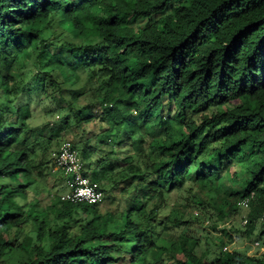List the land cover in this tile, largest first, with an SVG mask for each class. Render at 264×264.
I'll use <instances>...</instances> for the list:
<instances>
[{
	"label": "trees",
	"instance_id": "1",
	"mask_svg": "<svg viewBox=\"0 0 264 264\" xmlns=\"http://www.w3.org/2000/svg\"><path fill=\"white\" fill-rule=\"evenodd\" d=\"M131 16L148 22L135 28ZM11 50L33 60L17 77L0 74V263L22 246L29 225L33 239L21 264H143L150 253L154 264H264L263 256L235 250L209 260L184 241L156 242L159 228L199 243L192 225L203 230L206 220L215 230L254 192L237 231L264 245V0H0V60ZM62 50L70 54L69 69ZM81 74L86 80L74 89ZM36 79L46 98L57 94L64 103L65 127L74 135L94 122L96 142L90 151L86 140L81 148L85 175L100 183L105 200L115 192L132 197L131 208L103 215L98 203L57 198L34 211L25 185L6 181L19 169L45 176L33 145L12 147L32 116L20 100ZM7 104L16 105V123L6 120ZM126 112L160 126L159 145L141 144L121 157L137 132ZM91 153L98 155L91 160ZM237 167L245 188L229 189L237 199L227 210L200 199L193 214L172 206L159 218L160 209L146 210V200L158 197L164 205L170 191L187 184L192 190L212 188L222 177L237 180Z\"/></svg>",
	"mask_w": 264,
	"mask_h": 264
},
{
	"label": "rangeland",
	"instance_id": "2",
	"mask_svg": "<svg viewBox=\"0 0 264 264\" xmlns=\"http://www.w3.org/2000/svg\"><path fill=\"white\" fill-rule=\"evenodd\" d=\"M71 2L75 0H70ZM148 19L145 18H136L131 16L127 19L129 25L134 26L135 28L142 27L146 25ZM66 30H69V26H65ZM61 57H63L66 68L69 69L71 63V57L68 53V50L61 51ZM33 60V58L31 57ZM30 56L25 52L16 53L14 50H11L8 54L6 60H0V74H9L13 77H17L20 71L24 68L25 65H30L31 62ZM31 66V65H30ZM38 77V76H37ZM86 80V75L81 74L80 82L73 86L74 89H78L83 85ZM41 82L36 79L33 86H30L28 90V99H21V102L29 103L32 116L26 121L27 129L23 131H18L19 137L16 141L12 143V147L15 149H22L27 145H33L32 158L35 163L42 160L46 162V168L44 170L45 176L40 179L34 177V175L29 174L24 169L17 170L14 174L9 175L6 178V181L10 185L22 184L25 185L26 191L28 193L27 200L31 202V207L34 211H44V209L50 205L52 201L67 192L68 186L64 183V175L58 169L52 161L51 153L56 150L59 145L65 141H71L76 149L79 152V156L83 161L85 170L89 161L86 158L81 156V148L83 142L87 141V150H89L90 145L93 146L96 142L94 134L91 131L96 130L94 122L87 124L88 132L85 134L77 133L74 135V130H69L65 127L64 115L66 110L64 103L58 97L57 94H53L52 98H46L45 95L41 92ZM128 99H123V104L121 108H127ZM15 104H7L3 107V110L7 113L6 120L16 123L15 117ZM172 111V106L169 107ZM169 111V112H170ZM95 114H99L100 110H96ZM168 113L167 111L164 112ZM130 120L133 121L137 132L134 134L133 145L130 147L123 148L118 151V154L123 157L129 153L136 152L137 147L139 148L141 144L144 147H149L151 145H159L157 136L158 131L161 129L158 125H151L148 122H142L138 119L132 117L128 112L125 113ZM114 127V126H113ZM150 129L153 133H147L146 130ZM26 132V133H25ZM144 136V141H141V136ZM111 140H108L109 143H112L114 140V135L111 136ZM107 147L98 146V153H106L109 149ZM103 149V150H101ZM98 153H91V160L95 159ZM91 167V166H90ZM238 175L237 180H230L226 177L216 184L212 188L200 187L195 185L192 190H188V185L181 190H172L166 196V204H162L161 200L158 197H154L150 200L145 201L146 210H149L152 207L158 208L159 218L164 217L169 213L172 206L174 208L180 209L184 213L193 214L196 211V202L198 199L202 203H205L209 206H212L214 203H218L222 209L227 210L229 204L237 199L236 195L230 194V191L243 190L245 188L243 172L240 167H237ZM88 176V173H86ZM30 179H35L33 183H28ZM100 186V183H99ZM264 187V185H263ZM198 195L199 197H195ZM104 195V194H103ZM132 197L123 196L120 193L115 192L113 198L105 200L104 196L102 200L98 203L99 212L103 215L107 213H114L117 211H126L127 209L133 206L134 201ZM145 198H143L144 200ZM25 200L19 199L20 203H24ZM239 206V205H238ZM247 208L238 207V210L231 218L232 228L231 234H222L218 231L211 230L208 225V221L204 220L202 223V229H194V225L191 226V232L193 235H196L200 238L199 243H196L194 240L183 237L180 234L174 238L171 233H167L163 230L157 228L159 232L157 237L158 245L168 246L170 242L184 241L185 245L188 247H193L194 251L197 254H203L207 259L211 260L214 256L222 249L224 245H229V248L232 251H239L248 256L256 255L264 257V245L262 244V239H258L256 236L251 239L247 238L242 232L237 231V229H244V226L241 225L242 220L247 215ZM155 230V231H156ZM30 226L26 225L22 230V237L19 241H22V246L13 247L9 249L2 257V262L0 264H21L27 259V249L31 245L33 235L29 233ZM258 240L260 244L256 246L254 241ZM97 242H93L91 245H95ZM222 246V247H221ZM181 256V253H177ZM153 254H149L147 262L143 264H154ZM168 263V262H167ZM169 264V263H168Z\"/></svg>",
	"mask_w": 264,
	"mask_h": 264
},
{
	"label": "built area",
	"instance_id": "3",
	"mask_svg": "<svg viewBox=\"0 0 264 264\" xmlns=\"http://www.w3.org/2000/svg\"><path fill=\"white\" fill-rule=\"evenodd\" d=\"M51 158L55 166L60 169L64 175V183L68 186L66 193L60 196L61 200L69 201L72 203H87L97 204L102 200L103 193L100 189L99 183L90 179L85 175V167L83 161L79 156L78 150L73 146L69 140L63 141L59 147L51 153ZM254 195L251 192L250 196L242 198L238 201V205L244 208L249 207L250 199ZM264 219L263 218L261 220ZM247 223L245 217L241 225ZM232 223L227 221L221 225H218L215 231L224 234V231L231 234ZM254 244L258 246L260 242L254 241ZM224 251H232L229 245L223 246Z\"/></svg>",
	"mask_w": 264,
	"mask_h": 264
}]
</instances>
